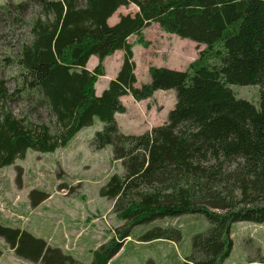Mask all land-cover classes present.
<instances>
[{"label":"trees","instance_id":"trees-1","mask_svg":"<svg viewBox=\"0 0 264 264\" xmlns=\"http://www.w3.org/2000/svg\"><path fill=\"white\" fill-rule=\"evenodd\" d=\"M135 4V14L108 19L121 6ZM30 37L17 54L3 60L16 66L0 76V169L25 158L29 149L53 153L65 147L95 118L104 125L92 145L113 147L114 160L126 172L113 174L100 195L114 202L127 221L122 240L113 237L93 253V264H108L124 247L133 227L185 214H204L208 227L192 236V252L183 264H224L233 248L234 222L264 223V90L259 103L238 98L228 84H264V0H22L0 3V22L26 23ZM153 22L167 33L206 47L185 70L149 67L150 81L136 85L133 43L149 47L143 31ZM123 49V64L101 95L96 82L106 74L107 56ZM96 55L99 63L87 68ZM175 89L177 101L168 121L141 134L124 133L116 113L158 90ZM27 100L35 112L43 107L56 129L28 116L20 118L10 101ZM22 168H18V176ZM51 196L34 188L32 207ZM0 237L24 259L42 264H78L72 255L27 229L0 222ZM140 241L166 239L179 243L181 227L157 225ZM4 251L0 248V259ZM245 264H264V259Z\"/></svg>","mask_w":264,"mask_h":264},{"label":"rangeland","instance_id":"rangeland-1","mask_svg":"<svg viewBox=\"0 0 264 264\" xmlns=\"http://www.w3.org/2000/svg\"><path fill=\"white\" fill-rule=\"evenodd\" d=\"M7 1L22 2L0 0V3ZM121 10L125 14H135L138 7L131 4L123 6ZM33 15L35 14L31 10L26 14V23L13 22L12 19L0 22V63L17 54L21 43L29 39L30 27L27 22ZM143 34L145 39L151 41L150 46L153 44V47L145 56L137 53L139 84L149 77V72L145 73L143 67L145 70V67L154 64L185 70L206 47L205 44L165 32L156 22L147 27ZM136 38L135 35L129 40L137 43ZM138 46L143 47L141 44ZM161 46H165L169 52L161 51ZM176 46L180 52L184 50L183 54L174 53L172 49ZM113 68V65H109L110 72ZM18 70L16 66L11 68L9 65L0 64V76L5 75L10 79L8 84L12 90V76ZM228 86L238 98L249 100L256 105L259 103L261 91L264 90V84ZM157 97L162 99L161 96ZM163 102L166 108L170 106V102ZM8 107L20 118L28 116L27 119L35 125L44 123L50 126L52 131L56 129L55 119L43 107L39 112H35L27 100L10 101ZM157 108L161 110L159 106ZM103 125L100 119L95 118L91 127L82 128L65 147L53 153L29 149L25 158H18L13 165L0 169V222L27 229L46 239L50 245H57L63 252L72 255L78 260V264H93L94 251L107 244L111 238L115 237L121 241L120 233L125 229L127 221L117 216L113 210L114 202L101 196L100 189L113 174L124 175L126 170L121 160H114L111 145L102 149H95L92 145L91 140ZM124 129V133H136L132 126ZM18 168H22L20 177ZM34 188L51 194L44 203L42 202L43 205L35 208L31 206L29 197ZM62 210L73 218H66L60 212ZM208 224L204 214L193 213L179 218H161L133 227L131 236L126 237L123 242L124 247L108 264H183L184 258L192 252V236L204 231ZM157 225L181 227L182 239L176 243L177 248L166 239H158V242L151 244L135 241H140L139 235ZM231 232L234 244L224 264H245L250 260L264 259V223L234 222ZM0 248L4 251L0 264H42L18 257L8 248L2 237Z\"/></svg>","mask_w":264,"mask_h":264},{"label":"crops","instance_id":"crops-1","mask_svg":"<svg viewBox=\"0 0 264 264\" xmlns=\"http://www.w3.org/2000/svg\"><path fill=\"white\" fill-rule=\"evenodd\" d=\"M122 7L123 6H121L118 9V11H116L114 14H112V16L108 19V22L111 25H113L119 21L120 14H125L124 12H121ZM132 36H135V35H132ZM138 45H140V44L133 43V51L132 52H134V60L136 62V65L138 63L137 53H140L142 56H145L146 55L145 53H149L150 52L149 50H151V48L153 47V44L148 48L144 47V46L141 47ZM161 47H162L161 51L169 52L166 50L165 46H161ZM172 50L174 51V53L176 55H178L179 53L183 54V51H184L181 49L182 52H180L179 47H177V46L174 47ZM124 56H125V52L123 51V49H119V50L115 51L114 54L106 57V59L104 61V63H105L104 66L106 67V74L103 76H100V78L96 82V90L95 91H96L97 95H101L103 93V90L108 87L110 80L112 78H114L115 76H117V74H118V72L122 66L121 64H123ZM98 62H99L98 56L93 55L87 63V68L89 70H93L96 67L95 65L98 64ZM109 65H113V67H114L112 72L109 71ZM156 66H158V65H156ZM137 67L135 70L136 75H137ZM149 67H145V70L143 67V71H145V73L149 72ZM149 81H150V75H149V77H146L145 81H143L142 83L149 82ZM142 83H140V84H142ZM140 84H139L138 77H137L136 85L140 86ZM157 96H161L162 99H158ZM121 99L123 101L122 103H124L125 106L127 107V110L124 113H116L115 114L116 120L120 126L119 128L121 129V131H125L124 128H128V126H132V127H134V130L136 132L135 134H140V133H144L146 131L151 130L156 125H162V124L165 125V123L168 121V114H169L168 112L171 109H173V107L176 104L177 95H176L175 89H169V90H158L155 92V94L152 98L141 100V101H136L133 98V96L130 94L122 96ZM163 101L168 102V103L170 102V104H169L170 106L166 108ZM157 106H159L161 108L160 111L157 108ZM88 127H91V126H88ZM127 132H129V131H127ZM43 203H41L38 207L43 205ZM60 212L62 214H64V216L66 218H73V216L71 214H69L68 212H65L63 210ZM67 215L70 217H68ZM67 221L70 222V220H68V219H67ZM135 241L146 243V244H151V242H158L159 240L146 241L145 242V241H137L135 239ZM169 241L172 244H174L177 248V244L174 241H171L170 239H169Z\"/></svg>","mask_w":264,"mask_h":264},{"label":"built area","instance_id":"built-area-1","mask_svg":"<svg viewBox=\"0 0 264 264\" xmlns=\"http://www.w3.org/2000/svg\"><path fill=\"white\" fill-rule=\"evenodd\" d=\"M2 207V206H1Z\"/></svg>","mask_w":264,"mask_h":264}]
</instances>
